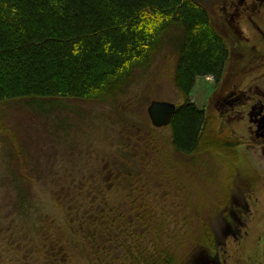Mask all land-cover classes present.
<instances>
[{"label":"rangeland","instance_id":"obj_1","mask_svg":"<svg viewBox=\"0 0 264 264\" xmlns=\"http://www.w3.org/2000/svg\"><path fill=\"white\" fill-rule=\"evenodd\" d=\"M201 1L228 56L218 83L203 76L189 94L211 117L195 152L177 153L170 126L154 127L146 110L183 103L179 30L105 101L0 103L2 215L15 213V179L32 185L27 215L1 218L0 264H126L124 246L159 237L177 264H264V130L254 122L264 114V0Z\"/></svg>","mask_w":264,"mask_h":264},{"label":"trees","instance_id":"obj_2","mask_svg":"<svg viewBox=\"0 0 264 264\" xmlns=\"http://www.w3.org/2000/svg\"><path fill=\"white\" fill-rule=\"evenodd\" d=\"M173 29L180 31L173 81L183 103L169 124L171 144L177 153L191 154L211 117L189 94L203 76L218 83L228 56L201 0H0V103L20 98L105 101L123 92L138 70L150 67L163 36ZM15 181L17 207L2 215L0 205V226L2 217L16 219L31 208V182ZM65 212L72 230L71 214ZM74 218L82 231L85 216ZM42 247L61 256L58 244ZM124 247L126 264H177L175 247L160 237Z\"/></svg>","mask_w":264,"mask_h":264},{"label":"water","instance_id":"obj_3","mask_svg":"<svg viewBox=\"0 0 264 264\" xmlns=\"http://www.w3.org/2000/svg\"><path fill=\"white\" fill-rule=\"evenodd\" d=\"M146 110L151 124L154 127H162L171 123L173 114L176 110V105L169 101L151 100Z\"/></svg>","mask_w":264,"mask_h":264},{"label":"flooded vegetation","instance_id":"obj_4","mask_svg":"<svg viewBox=\"0 0 264 264\" xmlns=\"http://www.w3.org/2000/svg\"><path fill=\"white\" fill-rule=\"evenodd\" d=\"M260 116H258L254 122L256 124V127H258L261 130H264V114H259ZM253 117V116H252Z\"/></svg>","mask_w":264,"mask_h":264}]
</instances>
